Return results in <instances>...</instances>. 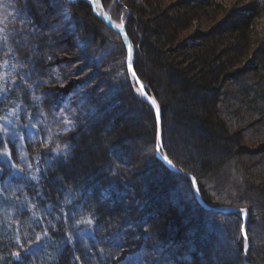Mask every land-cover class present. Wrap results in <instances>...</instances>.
<instances>
[{"label":"trees","instance_id":"16d2710c","mask_svg":"<svg viewBox=\"0 0 264 264\" xmlns=\"http://www.w3.org/2000/svg\"><path fill=\"white\" fill-rule=\"evenodd\" d=\"M51 1L41 0L37 9L32 4L26 8L24 0H0V8H6L5 19L0 16V123L8 128L6 134L0 129L4 140L0 156L3 158L6 149H11L13 161L20 167L15 174H0V264H137V258L144 264H152L154 259L162 264L167 260L172 264H202L208 254L196 252L199 249L193 235L200 238L199 232L208 228L217 233L214 238L218 245L228 249L234 245L229 258L243 264L239 213L203 211L189 179L169 170L156 157L155 112L126 70L125 48L119 35L93 15L85 0H58L52 14L47 10ZM115 1L101 0L111 20L117 22L120 18L113 9ZM120 1L130 13L122 17L133 47L134 71L159 106L164 127H169V112L178 132L199 151L200 172L189 166L190 161L184 163L173 154L175 129L168 128L167 135L163 128V151L168 148L165 153L173 164L193 175L206 204L245 207L249 215L252 209L261 211L256 213L263 232L249 233V217L245 224L250 239L246 260L264 264V253L255 249L264 247V160L262 170L255 169L249 155L258 150L240 144L238 133L229 126L239 114L233 110V100L264 123V39H251L258 34L256 25L264 18V8L240 9L230 16L231 26L222 21L219 30L201 33V42L188 44L178 39L180 32L192 21L208 20L220 8L215 0L184 1L175 6L165 5L164 0ZM62 9L76 25L69 41L63 35L65 30L60 34L53 21L59 20ZM33 19L37 24L43 21V26L29 35ZM93 32L112 35L119 57L109 61L111 48L107 51V45L87 36ZM136 33L140 35L137 38ZM21 35L25 39L18 46ZM254 44L252 55L257 68L244 78L243 69H233L235 57ZM13 59L16 65L11 63ZM76 61L83 65L71 72L76 79L68 80L67 66ZM3 73L7 79L1 77ZM233 79L237 93L223 90ZM158 87L164 89L162 94ZM121 102L137 105L136 111L149 124L147 137L139 141V152L137 147L126 152L120 146L128 138L121 136L125 131L112 109ZM181 120L190 125L184 126ZM19 126L22 128L17 131ZM181 141L187 144L185 139ZM209 145L219 148L223 157L211 158L204 151ZM96 148L100 152L94 157V166L81 171L83 152ZM148 160L159 171L181 180V193L197 204L190 209L197 214L195 218L184 216V224L191 228L184 238L177 233L166 235V230L160 231V222L158 231L149 225L156 218L152 203L157 197L146 203L140 199L148 189L152 194L156 189L159 192V185L152 179L146 187L143 182L148 175L139 181L134 167L144 168V175L151 168ZM219 167L224 171L206 180ZM254 240L261 244L254 247ZM185 246L192 251H186ZM15 253L20 256L15 258Z\"/></svg>","mask_w":264,"mask_h":264},{"label":"rangeland","instance_id":"374dc122","mask_svg":"<svg viewBox=\"0 0 264 264\" xmlns=\"http://www.w3.org/2000/svg\"><path fill=\"white\" fill-rule=\"evenodd\" d=\"M184 1H186V2L187 1H189V2L200 1L201 2V1H207V0H164V3L167 6H175L178 2L182 3ZM215 1L217 3H219L220 8L213 11V13L211 14V16L209 17L208 20L207 19L206 20L200 19L198 21H194V22L192 21L190 23V25L185 30L180 32L179 38H178L179 40H183V41L187 42L188 44H197V43L201 42V39H202L200 37L201 33H208V31L213 30V29L219 30L218 24H220L222 21H226V22L228 21L226 24L231 26L232 24L229 20H230V16L234 15V12H236L240 9L242 10L244 8H248L250 6H259V7L264 8V0H215ZM51 2L52 3H50L49 7H47V10H49L50 13L52 14V13L56 12L55 11V9H56L55 5L57 3H59V1L58 0H52ZM113 9H115L117 11V15H118L117 17L120 18L121 20H123L122 15L125 17V15H127V13L130 14L128 8L120 0L115 1L114 5H113ZM3 11H6V8H0V16L5 19V14ZM65 11H67V10L65 9ZM65 11H63V9H62V12H60L58 14V17L61 14V17L59 18V20H58V18H53V21H55L56 25L58 26V30H59L60 34L65 30V33L63 35H67L66 39H68V41H69L71 39L69 37L72 36L71 33H72V31H74L73 28H75L76 25L75 24L72 25V22H70V20H69L70 14L68 13L69 16L66 17L65 14L67 15V13H64ZM261 18L262 19L257 21V25H256V30L258 31V34H256V36L251 38V39H255V42L264 39V18L263 17H261ZM133 20H135V18ZM119 22L120 21H117V24ZM52 30L53 29L51 28V31ZM83 31H84V29H83ZM83 31H81L82 34L84 33ZM87 36H93L94 41L103 43V45H107L108 46L107 51L109 50L108 48H111V50L109 52V61L110 60L112 61L113 59L115 60L117 57H119L118 50H117L118 48H115V46L112 42V38H113L112 35L105 34V32H101V33L93 32V34H89ZM135 36L137 38L140 35L138 33H136ZM63 38H64V36H63ZM80 38H81V36H80ZM254 47H255V44L253 45V48L250 47V49H248V52L245 51L246 53H244L241 50L243 52V54L237 53V55L235 57V58H237L235 60L237 62H236L233 69H235V70L243 69L244 78L250 77L252 75L251 69L257 68V61L254 58V56L252 55V53L254 51ZM139 56L141 58L143 57L142 52L139 53ZM68 58L71 60V58H73V55L72 56L70 55ZM76 59H78V58H76ZM72 60H74V59H72ZM109 61H108V63H109ZM11 63H13V65H16L17 60L13 59V61H11ZM67 63H66V65H67ZM79 65H81V66L83 65L82 61H79V62L76 61V62H74V65L72 64V66H70V65L67 66L68 70L67 69L66 70H67V72H70V74H68L69 76L67 75V77H65V78L67 79L69 77L68 80L76 79V78H73L74 76L71 75V72L73 70H75V67H78ZM2 66H3V60L0 59V69H2ZM1 77L4 79H7L6 73H3ZM235 79H237V78H235ZM235 79H233L232 82H228L225 85L223 90H226V89L230 90V91L234 90V93H237L238 88L236 87ZM144 89L146 91V86ZM163 90L164 89L158 87V92H160V94H162L164 92ZM236 96H237V94H236ZM38 99H39V97L35 100V102H38ZM231 103L233 105V110L237 111L240 115L238 114V117H233L232 120L228 119L229 118L228 117L227 118L228 121L231 120V121H229V123H230L229 126L233 131L238 133L240 144H242L243 146L247 147L250 150H253V151L258 150L257 153L250 154L249 159L252 161L255 169L262 170V167H261L262 164L261 163H262V160H264V151H261V148H264V123L260 117L258 118L257 115H252V114L247 113V111L244 110V107H242L241 105L238 104L237 100H233V101H231ZM137 108H138L137 105H134V104L127 105L126 103L121 102L118 105L115 104L113 106V109H112L113 115L117 114L116 118L119 121V123H121V125L123 127V131H125V132H121V136L125 139H126V137L128 138L127 140H124L120 143V146L123 145L125 147L124 150H126V152H130L131 149L136 148V147H137V151L139 152V150H140L139 141H141L147 137L146 132L149 129V124L146 121L145 117L143 115H141L138 111H136ZM219 108L221 110H223V112L226 113L227 109L225 111V108H223V106H221ZM225 113H224V115H225ZM167 114H168V119H170V123H169V127H167L168 125L167 126L165 125V127H164V125L161 121L162 138H163V128H164V132H166L167 135H168V132H170L168 128H171L173 130L175 129V131H174L175 135L173 134V136H172V138L174 139L175 145H172L174 147L173 151L170 149L171 147L169 149L173 152L174 155H176L177 158H179V160H181L182 162H184L185 160L190 161L191 163L189 162L190 163L189 166H191V168L193 170L200 172V167L198 165V162L202 158H201V155H199V153H198L199 151L196 150V147H194V146L192 147V145H189V141L187 140V137L183 136L181 134V132L180 133L178 132L177 127L174 126V125H176V123L171 122L173 116H171V114L169 112ZM257 118H258V120H257ZM181 121L184 123V126L190 125V123L187 122L186 120L185 121L181 120ZM121 125H119V126H121ZM155 135H156V128H155ZM184 139L187 141V144H185L184 142L181 141ZM168 140H170V139L168 138ZM166 143L169 144L168 141ZM117 147H119V146L117 145ZM98 148L86 149L83 152V155L81 156V159L79 160V161H81L80 162L81 171L85 172V169H87L91 165H92V167L94 166V162H93L94 157H97L99 152H100L99 150H97ZM6 150L9 152H12L11 149H6ZM168 151H169L168 148L165 149V152H167V154H168ZM204 151L210 153V156L213 159H215L216 157H217V159H219L220 157H223L221 154V150H219V148L214 147V146L211 147L209 145L204 149ZM165 152H164V154H166ZM8 159L9 158L6 157L5 161H7ZM5 161H4V163L0 162V168H3L2 173L10 174L13 169H18L17 167L12 168L10 166V164L6 163ZM148 162H149L148 164L151 163V161H149V160H148ZM11 163L15 164L12 156H11ZM134 167L136 168L135 171H136L137 175H139V181H141V178L148 175V176H146V179H147L146 182L145 181L143 182V184L146 187H148V188L150 187L149 183L152 182V179H154L153 181H155V185H157V186L159 185V192L156 189L154 192V194L156 193L155 196H153L154 194H152L153 191H149V189L147 188L148 191L146 192V195L142 196V199H140L141 200L140 202L146 203V201L149 200L150 198L157 197V198H155L154 202L152 203V205H153L152 209L155 212L156 218H154L152 221H149L150 222L149 225L150 226L152 225L153 230L154 229L155 230L161 229V228H158V226H157V223L160 222L162 224V229H163L160 231L163 232L164 230H166V232H167L166 235H169L168 233H170V232L173 234L177 233V234H180L181 238H184L186 236L185 234L187 233L186 231L188 229H191L190 224H187V225L184 224L185 223L184 221L187 220V218H185V217L186 216H189V217L192 216L193 218H195L197 216V214L192 213V210H190V209H194V207L197 206V204L199 205V203L196 201L197 204L194 205L191 201H189V195L185 194V193L183 195L181 193V190H184L183 188H181V187H184V185L182 184L183 182H180L181 180H176V177L170 176L168 174V172L166 173V171L165 172L159 171L156 167L151 165V168L149 169V171H147V173L143 175V173H141V172L143 171L144 168H141L139 165H134ZM216 171L217 172L214 174H209L208 177H206V180H212L213 176L218 177L220 175V173L224 171V169L222 167L221 168L219 167V169L217 168ZM67 173H68V175H71L70 169L67 171ZM176 174L181 175V177H183V176L187 177V176L179 174V173H176ZM188 174H191V173H188ZM134 179L135 180L138 179V176H135ZM156 183H158V184H156ZM207 186L211 187L214 190H217V189H215L214 185L212 186V185L208 184ZM42 187L44 189L46 186L43 184ZM141 195L142 194L140 193V196ZM134 202L135 201H133V203ZM104 205H105V203H104ZM206 205H208V204H206ZM199 206L203 209V211L207 210L205 207H203L201 205H199ZM228 206L229 205L222 206V207L225 208ZM260 209H261V207H260ZM256 212L259 214L261 211L258 209H257V211H256V209H252L251 213L249 215V211L247 209L246 221H247L248 217H249L248 220L250 222L252 221L251 223L249 222L250 224L247 223V227L249 229V233H251L252 235H253V233H255V235H257L263 230V229L261 230V226H262L261 220H260V218ZM180 214H183V215H180ZM97 220H100V217H99V219L97 218ZM246 221H245V224H246ZM245 224H244V227L242 228L244 230L242 232H244V233L247 230ZM188 232H189V230H188ZM198 232L199 231H194V234H196ZM199 233L201 234V235H199L200 238H196L197 236L195 237L193 235V242L199 249L196 252L200 253L201 255H202V253L208 254V257L202 261V264H217L215 262L217 260H220V261H218V262H220V264H229V263L230 264H237V261L235 262V261H233V259L229 258V256L231 257V255H230L231 249H232V251L234 250L233 244H231L229 249L226 248L222 244L218 245L217 240H215V238H214V235H216L217 233L215 234V232H212L209 228L207 230L203 229ZM220 234L221 233L219 232L218 235L220 236ZM221 235H223V232ZM242 237L244 239L243 235H242ZM247 237L249 238L248 235H247ZM181 238H179V240H181ZM253 238H255V237L253 236ZM254 241H255V242H253L254 247H257V244H261V243H258L259 239H258V241L257 240H254ZM244 245H245V241H244ZM244 245H243V248H244ZM192 249L193 248H191L190 246H185L186 251H192ZM255 249H260L261 252L264 253V247H259V248H255ZM253 264H261V263H253Z\"/></svg>","mask_w":264,"mask_h":264},{"label":"water","instance_id":"95a60500","mask_svg":"<svg viewBox=\"0 0 264 264\" xmlns=\"http://www.w3.org/2000/svg\"><path fill=\"white\" fill-rule=\"evenodd\" d=\"M89 2V5L91 6V10H92V13L93 15L98 19V20H101L107 27H109L110 29L118 32L122 39H123V42H124V45H125V50H126V67L128 69V71L130 72L131 76H132V79L134 80L135 84L138 86V88L140 89L145 101H147V103L152 107V109L155 111V123H156V138H157V141H158V146H157V149H156V157L158 159H160L162 161V163L167 166L171 171L175 172V173H179V174H182V175H185L187 176L189 179H190V183L191 185L193 186L192 184V181H193V176L191 174H188L186 171H183L181 169H179L176 165H174L172 163V165L170 166L167 161H165L164 157L166 155H164L163 157H161L159 154H158V150L161 148V144H162V130H161V119L159 122H157L156 120V110H155V107L152 105L151 103V98L150 96L147 94V92L145 91L144 89V85L142 84V82L139 80V78L137 77L136 73L135 75H133V65H132V61L131 59H129V46L130 45V42H129V38L125 32V29L123 27H114L109 18L107 17V15L105 14L104 11H102L101 13H98L95 8H94V1L93 0H87ZM100 4V0H97ZM131 57H132V53H131ZM135 72V71H134ZM141 85H143V91L141 90ZM146 93V95H145ZM193 192H194V196H195V199L196 201L199 203V205L205 207L207 210H211V211H218V212H229V211H232V212H241V209H246V208H242V207H229V208H225V209H222V208H215V207H212V206H209V205H206L203 200L201 199V197L199 196V194L197 193V190H196V186L193 187ZM247 210V209H246ZM242 218H243V225L245 223V220H246V217H247V214L245 215L244 213H242ZM243 236H244V232H243ZM245 238V236H244ZM247 245L249 247V239L247 237ZM247 247V249H248ZM245 256H246V253H245V249H243V261L245 260ZM244 264H249L247 263L246 261H244Z\"/></svg>","mask_w":264,"mask_h":264},{"label":"snow or ice","instance_id":"6c2138e0","mask_svg":"<svg viewBox=\"0 0 264 264\" xmlns=\"http://www.w3.org/2000/svg\"><path fill=\"white\" fill-rule=\"evenodd\" d=\"M25 2V7L27 8L28 4H32L33 6H36L37 9L39 8V5L41 3V0H24ZM31 23V26H32V29H33V32L32 33H29V35H34L35 34V30L38 28V27H42L43 26V21L40 22V24H37L36 20L33 19L32 21H30ZM118 27H123V26H118ZM41 35H43V33H41ZM25 39V36L24 35H21V38L20 40H18L16 43L17 45L19 46L20 44L23 43ZM51 41H49L50 43ZM133 49L131 46H129V59H131V53H132ZM133 75H135V72L133 71ZM141 90L143 91V85H141ZM146 95V93H145ZM151 103L152 105L155 107V110H156V120L157 122L160 121L161 119V113H160V109H159V106L157 105L156 101L154 99L151 100ZM0 129H2L3 131V134H6L8 132V128L6 127V123H0ZM4 143V140H3V135L0 134V144H3ZM3 156L5 157H8L9 159L7 161H5L6 163H9L10 166L12 168H15L16 165L14 163H11V155L12 153L9 152V151H6L2 154ZM165 161H167V163L171 166L172 165V160L169 159V157L166 155L164 157ZM3 172V168H0V174H2ZM192 184H193V187L196 186V181L195 179L193 178V181H192ZM197 191H199V189L197 188ZM241 212L244 213L245 215L247 214V210L246 209H241ZM244 236H245V245H244V249H245V253L247 252V232L245 231L244 233ZM37 240H39V237H37ZM120 247H123L122 245ZM157 248L159 249V246H157ZM14 255H16L17 257L20 256V253H15ZM137 264H144V262H141L138 260L137 258ZM152 264H162V262L160 260H157V259H154L152 261ZM166 264H172L171 260H167L166 261Z\"/></svg>","mask_w":264,"mask_h":264}]
</instances>
